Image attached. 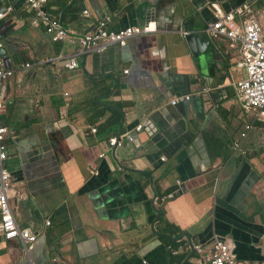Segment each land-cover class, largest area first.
<instances>
[{
    "label": "crops",
    "instance_id": "1",
    "mask_svg": "<svg viewBox=\"0 0 264 264\" xmlns=\"http://www.w3.org/2000/svg\"><path fill=\"white\" fill-rule=\"evenodd\" d=\"M250 2L264 23V0H50L75 40L106 16L114 31L153 29L73 70L49 60L77 40L54 42L26 0H0L10 205L39 234L28 252L0 236V264H204L218 241L239 264H264V121L234 87L242 46L206 33ZM184 95L194 97L172 104ZM140 123L135 143L111 147Z\"/></svg>",
    "mask_w": 264,
    "mask_h": 264
},
{
    "label": "built area",
    "instance_id": "2",
    "mask_svg": "<svg viewBox=\"0 0 264 264\" xmlns=\"http://www.w3.org/2000/svg\"><path fill=\"white\" fill-rule=\"evenodd\" d=\"M50 0H26L28 13L31 15L32 23L42 27L51 35L54 42L77 40L79 49L71 55H59L49 62L58 64L61 68L78 69V59L89 54H103L112 46H127L130 41L137 35H143L153 32L151 27L134 26L114 31L110 28L113 21L112 16H106L100 20L92 32L76 37H71L70 31L64 26L62 21L47 11L46 6ZM85 13H88L87 11ZM238 15L242 19L238 18ZM4 14L0 13V20ZM32 24V25H33ZM206 33L214 40L227 38L234 43L242 46L244 55V65L246 69L245 78L236 83L235 90L238 99L243 105L245 111L259 121H264V23L255 16L254 2L247 3L236 11L227 13L218 17V19L209 25ZM1 48V42H0ZM45 62H39L42 64ZM33 65L26 64V68ZM12 71L5 68L4 59L0 56V88L4 81L12 76ZM193 95H184L176 97L173 105H178L184 100H191ZM1 115V105H0ZM145 129V123H140L134 133L123 134L111 140V147L118 149L123 146L127 140L135 143L138 139L137 134L142 133ZM252 130L250 124L247 125L243 138H247L248 133ZM95 131V129L93 130ZM10 131L7 126L1 123L0 118V236L6 240H19L23 250L28 252L29 249L37 242L39 234L31 228L22 227L14 214L10 205L11 197L9 192L12 189V175L6 166L9 159V151L6 140L9 138ZM236 150H241V142L235 144ZM166 159V158H164ZM46 225H52L49 220ZM261 247L264 249V236L261 241ZM198 249L204 251V246H198ZM175 253H178L175 250ZM143 264H151L149 260H144ZM204 264H239L237 255L233 246L224 241L217 242V252L209 256Z\"/></svg>",
    "mask_w": 264,
    "mask_h": 264
},
{
    "label": "water",
    "instance_id": "3",
    "mask_svg": "<svg viewBox=\"0 0 264 264\" xmlns=\"http://www.w3.org/2000/svg\"><path fill=\"white\" fill-rule=\"evenodd\" d=\"M201 35L198 33H191L187 35V41L191 44V46L194 48L195 43L199 40V37ZM211 41V40H210ZM3 50V48H0V52ZM247 113V112H246ZM248 114V113H247ZM184 188V187H183ZM185 189V188H184Z\"/></svg>",
    "mask_w": 264,
    "mask_h": 264
},
{
    "label": "trees",
    "instance_id": "4",
    "mask_svg": "<svg viewBox=\"0 0 264 264\" xmlns=\"http://www.w3.org/2000/svg\"><path fill=\"white\" fill-rule=\"evenodd\" d=\"M154 218V217H153Z\"/></svg>",
    "mask_w": 264,
    "mask_h": 264
}]
</instances>
